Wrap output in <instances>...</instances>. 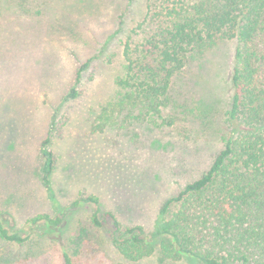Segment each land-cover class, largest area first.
Returning a JSON list of instances; mask_svg holds the SVG:
<instances>
[{
	"label": "rangeland",
	"instance_id": "1",
	"mask_svg": "<svg viewBox=\"0 0 264 264\" xmlns=\"http://www.w3.org/2000/svg\"><path fill=\"white\" fill-rule=\"evenodd\" d=\"M146 5L0 0V221L30 237L24 244L0 240V264H64V253L73 264L125 262L106 230L92 224L96 210L153 233L164 203L200 178L230 137L235 40L217 41L175 76L166 125L90 133L99 108L119 92L120 42L135 33ZM72 88L79 95L68 99ZM54 124L56 165L45 185L42 144ZM87 197L98 204L81 201ZM40 214L61 216L63 224L27 223ZM157 249L134 264H190L162 261Z\"/></svg>",
	"mask_w": 264,
	"mask_h": 264
},
{
	"label": "trees",
	"instance_id": "2",
	"mask_svg": "<svg viewBox=\"0 0 264 264\" xmlns=\"http://www.w3.org/2000/svg\"><path fill=\"white\" fill-rule=\"evenodd\" d=\"M146 7L135 33L120 42L124 72L115 80L119 92L99 108L90 133L121 130L135 122L166 125L163 112L170 104L173 79L219 40L237 43L233 93L225 113L232 132L223 138L210 168L164 203L153 233L146 235L141 226L123 227L113 214L99 209L91 222L106 230L124 258L115 264H134L156 248L162 261L264 264V0H147ZM78 95L72 88L67 98ZM55 127L42 144L45 185L56 165L50 149ZM83 200L98 204L95 197ZM27 223L53 229L63 218L40 214ZM29 238L0 221L1 241L24 244ZM63 259L73 264L67 253Z\"/></svg>",
	"mask_w": 264,
	"mask_h": 264
}]
</instances>
